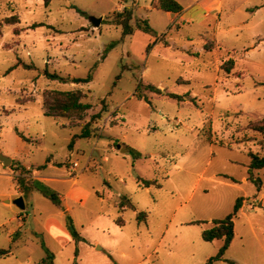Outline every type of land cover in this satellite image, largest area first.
Returning <instances> with one entry per match:
<instances>
[{
    "label": "rangeland",
    "instance_id": "rangeland-1",
    "mask_svg": "<svg viewBox=\"0 0 264 264\" xmlns=\"http://www.w3.org/2000/svg\"><path fill=\"white\" fill-rule=\"evenodd\" d=\"M176 1L177 16L154 9L155 0H53L47 8L0 0V156L12 160L1 163L0 193L14 189L12 172L58 180L40 182L70 207L58 223L73 219L80 245L58 226L46 229L56 206L40 193L25 192L34 216L30 205L21 211L54 264H207L223 240L204 242L202 232L238 199L233 241L212 264H264V168L252 175L259 188L248 176L249 154L264 156V137L253 130L264 125V0ZM124 7L134 14L126 37L106 24ZM13 16L19 24L4 23ZM138 19L155 35L137 30ZM93 68L90 83L70 82ZM49 90H80L92 109L80 121L46 117ZM89 122L91 137L72 144ZM74 187L89 193L83 206L67 198ZM123 197L134 209H120ZM45 256L40 245L32 254Z\"/></svg>",
    "mask_w": 264,
    "mask_h": 264
},
{
    "label": "trees",
    "instance_id": "trees-1",
    "mask_svg": "<svg viewBox=\"0 0 264 264\" xmlns=\"http://www.w3.org/2000/svg\"><path fill=\"white\" fill-rule=\"evenodd\" d=\"M53 0H43V5L45 8L49 7ZM122 2L134 1V0H121ZM156 9L163 11L165 13L170 14H181L183 12V7L176 1V0H158ZM134 14L133 11L128 8L124 7L122 12H116L113 14L112 18L106 20V24L120 27L122 29V34L124 37L131 36L134 34V28L131 26V21L133 20ZM4 23L7 25H15L19 24V20L16 16L6 18ZM42 25H33L32 28L41 27ZM1 28L2 23L0 22V37H1ZM136 29L141 31L142 33L149 34L154 36L155 33L153 29L150 27L148 20H141L138 19L136 21ZM113 44L108 46L110 49ZM106 49V51L108 50ZM205 49L210 51L212 46L206 45ZM228 67L225 68V72L229 73L233 68V62H228ZM17 66V65H16ZM25 69H34L33 66H24ZM95 68L91 70L88 77L86 79H72L70 82L72 84H88L91 82L93 72ZM46 76L51 79H56V75H51L46 73ZM64 81L63 79H60ZM154 88H152L153 90ZM156 92L157 89H154ZM174 99H179L178 96L171 95ZM86 98L85 95L80 90H72V91H56V90H49L45 91L44 93V101H43V112L44 116L50 117L53 119H67V120H77L80 121L84 115L92 109V106L89 104H85L82 100ZM105 107H103V110ZM100 118V114L95 115L91 120ZM94 122V121H93ZM254 132L261 134L264 137V125L260 124L258 126L253 127ZM92 134L90 128V122L87 123L84 127H82L81 134L79 136H75L73 138L72 144L75 139L78 138H90ZM19 137L22 138L23 141L28 142V139L23 135L19 134ZM130 150V149H129ZM130 152H134L130 150ZM136 158L142 157V155L135 153ZM251 159L250 164L248 166V176L249 180L254 183L257 188L260 187V180L257 178H253V172L258 171L264 168V156L259 157L258 155L249 154ZM18 184L24 189L25 192H38L43 197L48 199L54 206L57 208H61L62 202L58 193L52 191L48 187L42 184V182L38 180H24L22 178L17 179ZM27 184L26 187L24 184ZM144 186L149 187L152 182H144ZM242 206V199H238L233 212L226 217L224 220H215L212 221V228L204 230L202 232V239L204 242H214L217 240H223V246L218 252V254L210 258L207 261V264H212L214 261H221L223 256L229 246L231 245L233 238H234V219L236 218L237 214L239 213ZM125 208L134 209L132 203L127 197H123L120 202V209L123 210ZM136 220L139 223H144L147 220V216L143 212H139L136 215ZM118 226H123V221L119 218L115 222ZM67 230L70 233L72 239L76 242L83 241V237L77 232L75 225L70 217L67 218ZM41 247L45 252V258H43L38 264H54V255L44 246L43 242L41 241ZM11 253L9 249L7 250H0V259L8 256Z\"/></svg>",
    "mask_w": 264,
    "mask_h": 264
},
{
    "label": "crops",
    "instance_id": "crops-1",
    "mask_svg": "<svg viewBox=\"0 0 264 264\" xmlns=\"http://www.w3.org/2000/svg\"><path fill=\"white\" fill-rule=\"evenodd\" d=\"M154 3H157V0H155ZM117 12H120L119 9L117 10ZM166 14L177 16V14H170V13H166ZM23 144H24V148L28 147V143H26L25 141H23ZM120 147L123 148L124 146H120ZM11 165H12V160H11ZM45 165L46 167H49L51 166V163L46 162ZM0 166L3 167L1 162H0ZM25 168L29 170L31 167L25 166ZM46 171H48V169H46L44 172ZM14 175L16 174L12 172L11 177H9L10 179L14 181V184H13L14 189H11L6 193H0V198L2 199L0 201V250L9 249L11 251V253L8 256L0 259V264H38L45 257H43L39 261H36L32 258V254H33V251L38 250L39 245L41 247V240L40 238L36 236L35 230H31V228L28 227V221H27L28 216L27 215L24 216L21 210H19L15 205L12 204V201H14L15 199L19 197H22L24 204H25L24 211H26L27 207L30 205L33 210V216H34L35 209L33 205L31 204V202L27 200L28 198L27 196H30V194H33L35 192H29L26 196V193L23 189L24 187L22 188L18 184L17 179H15ZM32 178L34 180L43 181L45 183H51V182L58 181L56 178H53V177H38L37 171L35 170L33 171ZM28 180L29 179H27L26 181ZM75 182L76 181H74V183ZM26 185L27 184L25 183L24 186L26 187ZM74 189L75 187L67 192V198L70 199L72 202L79 204L80 206H83L84 202L82 200V196L84 194L89 195V193L82 190L81 188L76 189L77 191H75ZM14 208L17 211H15ZM55 208H56V211L52 212V215L48 216V218L45 219L46 229L49 231V230L54 229L56 226H58L60 230L64 233V236L72 240L69 233L65 230V228L67 229L66 219H65V227H64V224L63 225L61 224V222L58 223V221L61 220L62 216L66 217L65 212L66 210H69L70 207L67 206V204L62 203L61 208H57V207ZM134 212L136 213V215L137 213H139L137 210H135ZM6 213L9 215L8 218L5 216ZM80 244L81 243L78 242V245ZM109 255L110 254L108 253V256ZM109 257L108 258L105 257V260L107 262H109Z\"/></svg>",
    "mask_w": 264,
    "mask_h": 264
},
{
    "label": "water",
    "instance_id": "water-1",
    "mask_svg": "<svg viewBox=\"0 0 264 264\" xmlns=\"http://www.w3.org/2000/svg\"><path fill=\"white\" fill-rule=\"evenodd\" d=\"M102 20H103L102 18H99V19L91 18V22H92L93 27L98 28L101 25ZM117 149L121 153H128L129 152L128 149H125V148L121 149L120 146H118ZM0 162L5 167H8V166L11 165V159L5 158V157H2V156H0ZM12 204L15 205L21 211L25 210V204H24V201H23L22 197H19V198L15 199L14 201H12ZM98 250H100V248H98Z\"/></svg>",
    "mask_w": 264,
    "mask_h": 264
}]
</instances>
